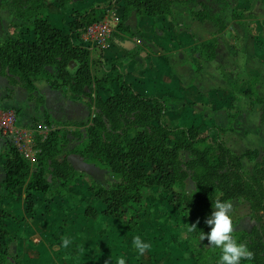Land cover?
Returning a JSON list of instances; mask_svg holds the SVG:
<instances>
[{"label":"crops","instance_id":"crops-1","mask_svg":"<svg viewBox=\"0 0 264 264\" xmlns=\"http://www.w3.org/2000/svg\"><path fill=\"white\" fill-rule=\"evenodd\" d=\"M107 2L112 5L105 17L119 15L122 20L123 0H71L65 5L54 0L48 7H59L51 21L69 32L73 8L83 10ZM174 10L173 17L156 18L134 11L126 20L127 30L116 28L107 51L88 43L84 32L76 43L91 48L95 58L102 55L108 66L119 67L139 93L166 100L170 120L205 130L214 126L229 129L223 138L230 147L244 146V152L256 148L264 151V132L259 126L261 106L245 94L249 80L256 76L264 96V0L176 2ZM203 10L214 18H193L191 12ZM23 29L8 8H0L1 38L21 34ZM213 39L218 40L215 56L206 60L201 45ZM47 70L55 72L51 66ZM33 81L36 89L30 90L9 67L0 64V107L15 110L17 125L36 130L37 139L46 127L73 132L68 147H74L79 142L76 132L85 130L78 125L88 124L95 107L89 108L83 96H71L67 86L53 84L44 75L34 76ZM3 139L0 133V153L6 150ZM249 140L257 142L255 147ZM71 157L83 176L66 196L34 194L33 208L28 210L23 186L15 198L2 200L11 215L7 223L15 238L11 245L13 264H57L58 259L62 260L60 264H117L120 258L125 264H198L189 241L200 221L179 226L172 204L163 196H149V216L131 237L111 230L115 222L110 218H87V208L96 203L91 180L104 181L108 173L79 155ZM5 162L0 158V183ZM190 226L192 232L187 231ZM137 235L150 245L143 255L133 244ZM65 236L72 241L67 249L62 247Z\"/></svg>","mask_w":264,"mask_h":264},{"label":"trees","instance_id":"trees-1","mask_svg":"<svg viewBox=\"0 0 264 264\" xmlns=\"http://www.w3.org/2000/svg\"><path fill=\"white\" fill-rule=\"evenodd\" d=\"M123 1L120 30L128 29L125 23L134 11L150 18L173 17L176 2L187 5L196 0ZM57 2L65 5L69 0ZM111 5L107 2L74 10L71 30L64 32L44 14V0H0V8H8L24 26L21 34L0 37L3 67H9L30 90L36 89L33 77L44 75L53 84L70 86L77 94L90 88L101 100L88 124L78 125L85 130L76 132L79 142L74 147H68L73 132L53 128L39 143L41 150L34 163L23 156L13 140L4 137L6 150L0 153V158L6 159L0 183V264H13L15 259L11 246L15 238L7 223L11 215L2 200L15 198L23 186L28 210L33 208L34 194L66 196L83 176L70 160L72 154L108 173L104 181L91 180L90 190L99 206L88 207L87 218H110L115 222L111 230L131 237L149 216L148 197L163 196L172 204L179 226L200 221L189 241L198 264H218L219 250L201 239L203 232L211 230L206 220L214 211L217 197L241 200L249 206L253 218L264 214V151L261 154L249 149L238 154L223 138L229 129L214 126L205 130L170 120L166 100L139 93L119 67L108 66L102 55L95 58L91 48L76 43L90 24L105 17ZM191 14L199 20L214 18L205 10ZM217 41L201 45L206 60L214 58ZM49 66L55 68L54 73L47 70ZM259 80L251 78L245 94L262 105L259 126L264 132V96L258 88ZM245 157L256 160L252 171L245 169ZM233 234L254 253L252 264H264V227Z\"/></svg>","mask_w":264,"mask_h":264},{"label":"clouds","instance_id":"clouds-1","mask_svg":"<svg viewBox=\"0 0 264 264\" xmlns=\"http://www.w3.org/2000/svg\"><path fill=\"white\" fill-rule=\"evenodd\" d=\"M232 207L233 204L230 200H222L217 197L213 201L214 211L206 220L211 230L208 233L202 231L201 239H207L212 248L219 250L218 264H244V262L252 264L254 253L246 243L238 240L233 234ZM187 231L192 232L193 227H188ZM71 243L72 241L68 237H62L63 248L67 249ZM133 244L140 255H143L150 247L139 235L133 238ZM117 264H125V260L120 258Z\"/></svg>","mask_w":264,"mask_h":264},{"label":"built area","instance_id":"built-area-1","mask_svg":"<svg viewBox=\"0 0 264 264\" xmlns=\"http://www.w3.org/2000/svg\"><path fill=\"white\" fill-rule=\"evenodd\" d=\"M121 22L119 15L109 16L90 24L84 32V38L91 45L107 51L111 47L112 35ZM53 127H46L39 131L40 140H37L36 130L17 125V113L13 109L0 107V133L14 141L24 157L34 162L40 152V144L45 141Z\"/></svg>","mask_w":264,"mask_h":264},{"label":"rangeland","instance_id":"rangeland-1","mask_svg":"<svg viewBox=\"0 0 264 264\" xmlns=\"http://www.w3.org/2000/svg\"><path fill=\"white\" fill-rule=\"evenodd\" d=\"M54 0H45V8H44V14H47L51 20L52 17H53V14L54 12H57L58 11V6H53V8H49L48 7V4H54L53 3ZM71 1V0H69ZM76 1V0H74ZM74 10H78L76 8H73L72 9V12ZM71 16H72V13H71ZM67 92L71 95V96H74V95H80V96H83V99L84 101L87 103V106L90 108L92 106L95 107V111L97 110V107L101 104V100H97L92 89L90 88H86L85 90V93L83 94H77L76 92H74L73 89H71L70 86H67ZM259 104V103H258ZM261 106V109H262V105L259 104ZM261 114V113H260ZM261 128V127H260ZM229 135V133H228ZM235 141L238 142L237 139H235ZM250 142V144L252 145V147H255L256 145V141L255 140H249L248 143ZM233 144V143H232ZM233 147H230L231 149L233 148V150H239L241 151L242 153H239V154H243L244 153V150H245V147H239V146H236V145H231ZM257 150H259L258 148H256ZM261 150H259L260 153H262ZM71 155H70V159H71ZM258 159H260V156L258 157ZM257 159V160H258ZM255 162L256 160L254 161H251L249 160L248 158H243V163H244V167L245 169H247L248 171H252L253 168H254V165H255ZM152 197H155L156 195H151ZM50 197V196H49ZM149 198V197H148ZM232 204H233V207H232V215L234 217V220H233V225H234V232H251L253 231L254 228H258L260 229L261 227H264L263 226V223H264V214H260L258 215L257 218H253L251 216V211L250 209L248 208L249 206L242 202L241 200H232L231 201ZM97 204V202L95 203V205ZM248 206V207H247ZM99 219H104V218H101V217H98ZM82 224V223H81ZM101 227H104L103 225H101ZM235 236V235H234ZM236 237V236H235ZM62 262L61 259H58L57 261V264H60Z\"/></svg>","mask_w":264,"mask_h":264}]
</instances>
